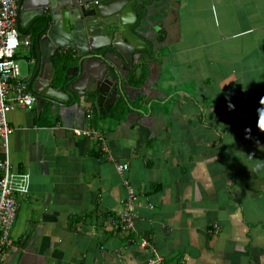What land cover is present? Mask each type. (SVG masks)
<instances>
[{
    "label": "crops",
    "instance_id": "1",
    "mask_svg": "<svg viewBox=\"0 0 264 264\" xmlns=\"http://www.w3.org/2000/svg\"><path fill=\"white\" fill-rule=\"evenodd\" d=\"M140 1L150 4L141 21L135 11L132 32L147 55L126 76L125 99L63 95L53 111L8 114L10 164L31 183L0 264H143L149 247L159 264H264V0ZM40 9L30 0L19 9L24 26L35 21L19 30L31 39L17 57L30 88ZM89 86L80 82L76 94ZM242 113L254 125L243 146ZM83 128L103 132L106 151L73 132ZM123 162L137 194L131 232L117 228Z\"/></svg>",
    "mask_w": 264,
    "mask_h": 264
},
{
    "label": "water",
    "instance_id": "2",
    "mask_svg": "<svg viewBox=\"0 0 264 264\" xmlns=\"http://www.w3.org/2000/svg\"><path fill=\"white\" fill-rule=\"evenodd\" d=\"M23 1L18 3L16 26L28 34L35 21L27 17L28 23L22 24L19 9ZM30 1L41 7L34 17L43 20L31 47L29 79L35 107L41 110L48 104L53 111L63 95L74 101L78 95L99 105L106 97L110 98L107 105L124 98L130 89L126 76L147 55L148 44L132 32L137 24L134 2L139 0ZM101 30L107 31L103 44L99 43ZM72 76L77 79L71 80ZM84 81L90 84L88 91L76 94V86ZM56 83L61 87L55 88Z\"/></svg>",
    "mask_w": 264,
    "mask_h": 264
},
{
    "label": "built area",
    "instance_id": "3",
    "mask_svg": "<svg viewBox=\"0 0 264 264\" xmlns=\"http://www.w3.org/2000/svg\"><path fill=\"white\" fill-rule=\"evenodd\" d=\"M18 1L0 0V261L13 247L12 229L18 211V197L29 194L31 183L30 174L12 169L8 152V141L13 132L8 114L16 108L33 109L36 101L17 60L18 51L31 46L30 37L23 36L16 26ZM253 130L254 125L248 114L242 113L237 131L240 145H245ZM73 132L96 139L102 150L106 151L103 132L91 128L75 129ZM116 171L123 177L126 189V196L121 201L123 211L117 217V228L131 232L135 228L137 194L126 178L129 163H117ZM149 251L150 255L143 264H159L160 258L154 248L149 247Z\"/></svg>",
    "mask_w": 264,
    "mask_h": 264
},
{
    "label": "trees",
    "instance_id": "4",
    "mask_svg": "<svg viewBox=\"0 0 264 264\" xmlns=\"http://www.w3.org/2000/svg\"><path fill=\"white\" fill-rule=\"evenodd\" d=\"M150 4V2L147 1H140L136 3L135 5V11L137 13L139 21L143 20L147 15V9L146 7ZM62 74V73H61ZM1 158V156H0Z\"/></svg>",
    "mask_w": 264,
    "mask_h": 264
},
{
    "label": "clouds",
    "instance_id": "5",
    "mask_svg": "<svg viewBox=\"0 0 264 264\" xmlns=\"http://www.w3.org/2000/svg\"><path fill=\"white\" fill-rule=\"evenodd\" d=\"M261 105H264V99H261L260 101ZM229 107H234V105H229ZM258 111V116H259V119H258V126L261 130H264L260 127V125L262 123H264V107H260L257 109Z\"/></svg>",
    "mask_w": 264,
    "mask_h": 264
},
{
    "label": "rangeland",
    "instance_id": "6",
    "mask_svg": "<svg viewBox=\"0 0 264 264\" xmlns=\"http://www.w3.org/2000/svg\"><path fill=\"white\" fill-rule=\"evenodd\" d=\"M20 63H21V62H19V61H18V65H19V68H20V71H21V66H20Z\"/></svg>",
    "mask_w": 264,
    "mask_h": 264
}]
</instances>
